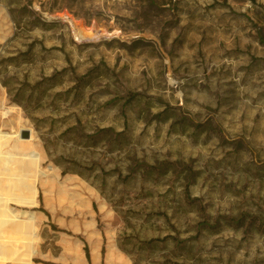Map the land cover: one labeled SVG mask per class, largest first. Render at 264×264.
Wrapping results in <instances>:
<instances>
[{"label":"rangeland","instance_id":"obj_1","mask_svg":"<svg viewBox=\"0 0 264 264\" xmlns=\"http://www.w3.org/2000/svg\"><path fill=\"white\" fill-rule=\"evenodd\" d=\"M85 244L264 264V0H0V264Z\"/></svg>","mask_w":264,"mask_h":264},{"label":"bare ground","instance_id":"obj_2","mask_svg":"<svg viewBox=\"0 0 264 264\" xmlns=\"http://www.w3.org/2000/svg\"><path fill=\"white\" fill-rule=\"evenodd\" d=\"M66 21L70 25L74 37L78 40L91 39L96 37H112L117 35V32L115 31L107 32L98 31L92 28H82L81 26L77 25L74 20L66 19Z\"/></svg>","mask_w":264,"mask_h":264},{"label":"trees","instance_id":"obj_3","mask_svg":"<svg viewBox=\"0 0 264 264\" xmlns=\"http://www.w3.org/2000/svg\"><path fill=\"white\" fill-rule=\"evenodd\" d=\"M63 173H64V171H63ZM38 200H39V204H40V209H42V196H41V194L38 195ZM44 212L47 214L46 211H44ZM164 239H166V238H164ZM160 240H162V239H160ZM153 241H159V239H151L148 241V243L153 242ZM83 250L85 253V258L87 260V264H91L90 263V255H89L88 247L86 244L84 245ZM101 253L104 254V247L103 246L101 248ZM47 264H53V263H47Z\"/></svg>","mask_w":264,"mask_h":264},{"label":"water","instance_id":"obj_4","mask_svg":"<svg viewBox=\"0 0 264 264\" xmlns=\"http://www.w3.org/2000/svg\"><path fill=\"white\" fill-rule=\"evenodd\" d=\"M23 135H24L25 137H27V132H24Z\"/></svg>","mask_w":264,"mask_h":264}]
</instances>
